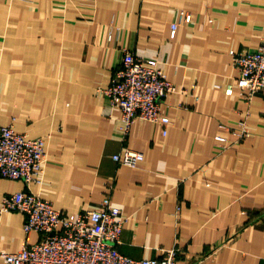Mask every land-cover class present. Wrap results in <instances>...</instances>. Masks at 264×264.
<instances>
[{
    "label": "crops",
    "instance_id": "0c3cea01",
    "mask_svg": "<svg viewBox=\"0 0 264 264\" xmlns=\"http://www.w3.org/2000/svg\"><path fill=\"white\" fill-rule=\"evenodd\" d=\"M180 13L193 22L172 37ZM261 47L264 0H0V124L49 136L42 182L0 176V201L30 190L75 220L110 195L125 256L175 248L178 264H264V94L245 97L231 54ZM126 50L156 58L176 87L166 134L140 119L124 133L98 91ZM126 149L144 159L116 162ZM25 220L0 214V250L22 247Z\"/></svg>",
    "mask_w": 264,
    "mask_h": 264
},
{
    "label": "built area",
    "instance_id": "2783aa9c",
    "mask_svg": "<svg viewBox=\"0 0 264 264\" xmlns=\"http://www.w3.org/2000/svg\"><path fill=\"white\" fill-rule=\"evenodd\" d=\"M192 22L190 14L180 13L171 26V36H175L179 24ZM231 54L238 72L237 86L245 97L251 100L257 93L264 94V47L251 53ZM98 91L120 110L124 133L140 119L161 125L166 134L165 127L170 119L165 100L176 87L156 58L146 60L126 50L110 85ZM232 91V86L226 90L228 94ZM236 134L237 140L250 135L245 121L239 122ZM48 137L28 138L15 132L12 124H0V176L21 180L27 186L40 184ZM113 159L136 167L144 156L126 149ZM6 212H20L26 216L23 225L26 238L16 252L0 250V264H178L175 248L167 250L161 258L148 259H133L119 252L117 245L124 223L110 195H105L98 208L80 212L75 220H70L50 201L30 190L4 196L0 201V214ZM34 232L39 234V239L31 244L27 236Z\"/></svg>",
    "mask_w": 264,
    "mask_h": 264
},
{
    "label": "rangeland",
    "instance_id": "374dc122",
    "mask_svg": "<svg viewBox=\"0 0 264 264\" xmlns=\"http://www.w3.org/2000/svg\"><path fill=\"white\" fill-rule=\"evenodd\" d=\"M150 59V58H149ZM146 60H148V59H146ZM250 132V131H249Z\"/></svg>",
    "mask_w": 264,
    "mask_h": 264
}]
</instances>
